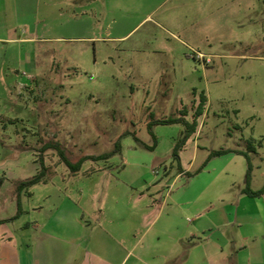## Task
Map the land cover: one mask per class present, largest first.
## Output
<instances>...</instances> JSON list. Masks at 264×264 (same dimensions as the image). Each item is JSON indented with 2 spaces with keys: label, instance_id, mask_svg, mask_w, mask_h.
<instances>
[{
  "label": "rangeland",
  "instance_id": "rangeland-1",
  "mask_svg": "<svg viewBox=\"0 0 264 264\" xmlns=\"http://www.w3.org/2000/svg\"><path fill=\"white\" fill-rule=\"evenodd\" d=\"M75 9L74 16L64 9L62 17L46 11L35 26L36 36L49 38L36 44V71H24L21 65L19 74L0 73V104L14 102L28 113L27 119L17 120L0 115V216L17 210L19 224L34 223L40 207H51L47 195L67 191L76 200L84 193V203L98 207L105 185L90 198L94 184L83 174L64 181L74 172L62 155L76 163L111 152L118 142L123 152L110 162H126L130 169L134 155L140 162L162 160L160 167L145 170L165 191L173 178L166 176V166L174 173L179 168L173 149L185 126L155 125L154 150L138 143L134 134L152 145L148 123L179 116L182 102L189 103L192 121L194 90L198 99L205 92L208 102L198 117L197 136L188 139L184 163L194 158V140L203 150L175 189L197 184L212 151H248L249 143L256 148L250 153L254 184H264V0H88ZM30 19L27 15L23 27L32 32ZM6 60L7 65L16 62L14 57ZM239 157L246 163L245 156ZM41 158L49 182L35 184L19 197L17 179L39 171ZM92 166L99 163H84V169ZM113 170L122 172L117 166Z\"/></svg>",
  "mask_w": 264,
  "mask_h": 264
},
{
  "label": "crops",
  "instance_id": "crops-1",
  "mask_svg": "<svg viewBox=\"0 0 264 264\" xmlns=\"http://www.w3.org/2000/svg\"><path fill=\"white\" fill-rule=\"evenodd\" d=\"M66 1L64 5L57 0H0V73L19 74L21 65L24 71L37 70L36 44L49 40L39 38L35 32L43 14L47 11L51 16L62 17L66 9L74 16L75 7L88 2ZM27 15L35 23L32 32L24 28L28 25ZM7 57H14L15 64L7 65ZM22 81L18 83L29 86ZM193 94L191 104L195 112L199 99L195 90ZM188 104L182 102L177 112L180 116L186 111L185 118L190 120ZM0 115L8 120L28 117L27 108L14 102L0 104ZM197 134L198 129L193 135ZM194 141V158L188 165L183 161V153L189 140L181 152L182 168L174 173L166 166V176L173 174V178L165 191L158 189L160 181L156 184L149 179L145 170L160 167L162 160L140 162L134 155L130 169L126 162L115 165L122 168L116 174L115 163L110 159L122 154V145L109 159L94 161L99 163L98 168L84 169V163L89 161L86 160L79 171L62 179L83 174L94 184L90 198L104 184L99 206L86 205L81 197L84 193L76 200L67 191L47 195L51 207H40L34 223L19 224L21 211L17 210L1 215L0 264H264V195L253 197L243 193L247 173V160L243 163L239 157L243 155L229 152L219 162L212 158L195 178L196 185L187 189L183 184L182 189H175L194 168V160L203 150ZM19 151L27 150L23 146ZM134 151L141 152L135 146ZM206 172L208 177L202 178ZM48 182L49 179L44 183ZM152 185L156 190H151ZM263 185L257 188L252 177L253 190ZM15 194L21 196L16 188ZM18 206L20 210L19 202Z\"/></svg>",
  "mask_w": 264,
  "mask_h": 264
},
{
  "label": "trees",
  "instance_id": "trees-1",
  "mask_svg": "<svg viewBox=\"0 0 264 264\" xmlns=\"http://www.w3.org/2000/svg\"><path fill=\"white\" fill-rule=\"evenodd\" d=\"M208 102V97L205 92H202L200 94L199 103L197 104L195 108L194 118L192 121H189L185 118L187 115L186 111H182L180 116L170 117L166 119H158V120H152L148 123V129L150 134L153 137V144L149 145L145 143L142 139H140L138 136L134 134V138L137 142H139L141 145H143L145 148L149 150H154L157 146V137L155 133L153 132V127L155 125L161 124V125H169V124H183L185 126V130L182 132V136L177 140L175 143L174 149H173V158L179 163V168L181 169V157L180 152L187 143L188 139L196 132L198 127V117L203 115L204 110L206 108ZM56 149L58 148V144L54 145ZM45 150L42 149V151ZM121 150V143L118 142L115 146V149L111 152L102 154V155H87L85 157H82L80 160H78L76 163H72L68 160V158L65 155H62V160L67 164L69 169L73 172H77L81 169L82 164L86 160H93V161H99V160H106L109 159L111 156H113L115 153H118ZM256 148L254 147L253 143H249L248 151L240 150V149H221L212 151L210 153L209 159L220 156L229 152H234L237 154H241L245 156L247 160V173L245 177V186L243 188V193L253 196V197H259L264 195V185L259 190H253L251 187L252 177H253V164L251 160V152H255ZM40 170L31 178H28L26 180H22L17 182V192L20 194L23 190L28 189L29 187H32L35 184L46 182L47 181V165L45 164L43 158L40 160Z\"/></svg>",
  "mask_w": 264,
  "mask_h": 264
},
{
  "label": "built area",
  "instance_id": "built-area-1",
  "mask_svg": "<svg viewBox=\"0 0 264 264\" xmlns=\"http://www.w3.org/2000/svg\"><path fill=\"white\" fill-rule=\"evenodd\" d=\"M206 62H207V63H208V62H211V60H210V59H208Z\"/></svg>",
  "mask_w": 264,
  "mask_h": 264
}]
</instances>
